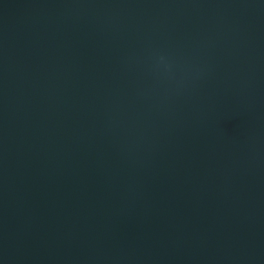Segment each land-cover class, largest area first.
Here are the masks:
<instances>
[{
	"label": "water",
	"instance_id": "1",
	"mask_svg": "<svg viewBox=\"0 0 264 264\" xmlns=\"http://www.w3.org/2000/svg\"><path fill=\"white\" fill-rule=\"evenodd\" d=\"M0 264H264V0H0Z\"/></svg>",
	"mask_w": 264,
	"mask_h": 264
}]
</instances>
